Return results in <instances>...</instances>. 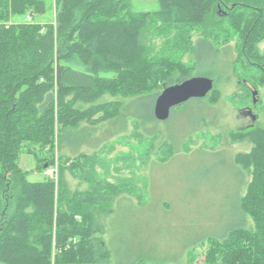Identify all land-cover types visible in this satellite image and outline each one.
I'll return each mask as SVG.
<instances>
[{
    "label": "trees",
    "instance_id": "1",
    "mask_svg": "<svg viewBox=\"0 0 264 264\" xmlns=\"http://www.w3.org/2000/svg\"><path fill=\"white\" fill-rule=\"evenodd\" d=\"M54 8V23L42 24L35 16L46 12L43 0H0V264L110 261L94 211L111 215L115 199L132 189L96 181V156L69 159L66 169L59 164L57 181L46 176L31 182L19 167L23 153L35 158L40 172L56 166L58 124L77 131L80 122L101 112L93 123L111 120L122 107L115 102L83 110L78 102H94L104 93L147 97L155 117L162 90L191 77L194 67L172 55L194 50L195 31L204 36L197 58L203 49L208 57L217 51L211 37L229 43L236 36V63L264 60L258 47L264 40V0H158L153 12L136 11L133 0H54ZM25 15L26 23L14 20ZM158 38L165 40L163 47L154 45ZM243 135L254 143L250 154L235 158L253 174L239 201L243 217L220 238L208 237L207 264H264V129ZM67 170L89 184L86 191L69 189Z\"/></svg>",
    "mask_w": 264,
    "mask_h": 264
},
{
    "label": "rangeland",
    "instance_id": "2",
    "mask_svg": "<svg viewBox=\"0 0 264 264\" xmlns=\"http://www.w3.org/2000/svg\"><path fill=\"white\" fill-rule=\"evenodd\" d=\"M43 1L46 12L35 16V21L52 23L56 16L54 0ZM133 1L136 11L158 10V0ZM14 20L26 23L28 17ZM191 38L194 50L172 57L194 67L192 78L213 81L214 88L205 98L175 107L167 120L160 121L153 117L151 98L104 93L94 102H78L77 108L87 110L119 102V115L93 123L103 115L101 112L90 122H80L78 128L88 125L90 133H72L59 124L56 127L59 170L67 168L63 166L69 159L96 156V181L132 189L115 199L111 215L94 211L96 224L103 227L99 236L110 252L106 264H207L208 237L220 238L243 217L239 201L246 195L253 174L238 166L235 158L254 149L251 138L243 134L264 129V60L260 65L244 59L236 63L241 57L236 36L229 43L211 37L217 51L208 57L209 51L203 49L197 58V42L204 36L195 31ZM153 41L157 48L165 43L159 38ZM258 47L264 56V40ZM103 76L114 79L113 74ZM57 92L55 85L56 114ZM214 95L218 99L215 104L211 100ZM249 110L256 115L255 120ZM165 158L168 161L164 163ZM65 175L71 191L87 190L88 183L68 170ZM40 177L29 179L41 181ZM244 224L246 221L240 225ZM247 224L253 227L250 217Z\"/></svg>",
    "mask_w": 264,
    "mask_h": 264
},
{
    "label": "water",
    "instance_id": "3",
    "mask_svg": "<svg viewBox=\"0 0 264 264\" xmlns=\"http://www.w3.org/2000/svg\"><path fill=\"white\" fill-rule=\"evenodd\" d=\"M214 88V83L211 79L206 77H195L184 81L181 84L170 86L166 88L161 95H159L155 104V117L157 120H167L172 110L175 107L181 106L191 99L205 98ZM253 120L256 119L250 110ZM48 166L46 165L45 168Z\"/></svg>",
    "mask_w": 264,
    "mask_h": 264
},
{
    "label": "crops",
    "instance_id": "4",
    "mask_svg": "<svg viewBox=\"0 0 264 264\" xmlns=\"http://www.w3.org/2000/svg\"><path fill=\"white\" fill-rule=\"evenodd\" d=\"M85 130H87L89 133L91 132L90 131V127L88 125L84 126V127H80L77 131L70 130V132H72V133H79V132L85 133V132H87ZM82 140H84V139H82ZM82 142H84V141H82ZM19 167L23 171H26V172L29 173V178H31L32 176H35V175L42 176V177H40L41 181H43L46 178L45 171H41L40 172V171L37 170V164H36L35 158L32 155H30V154L23 153L20 156ZM65 178H66V175H65ZM34 182H38V181H34Z\"/></svg>",
    "mask_w": 264,
    "mask_h": 264
},
{
    "label": "built area",
    "instance_id": "5",
    "mask_svg": "<svg viewBox=\"0 0 264 264\" xmlns=\"http://www.w3.org/2000/svg\"><path fill=\"white\" fill-rule=\"evenodd\" d=\"M46 176L50 177L51 179H54L57 181L58 178V165L49 167L45 170Z\"/></svg>",
    "mask_w": 264,
    "mask_h": 264
},
{
    "label": "flooded vegetation",
    "instance_id": "6",
    "mask_svg": "<svg viewBox=\"0 0 264 264\" xmlns=\"http://www.w3.org/2000/svg\"><path fill=\"white\" fill-rule=\"evenodd\" d=\"M246 113H247V111H246ZM249 115H251L250 113H248Z\"/></svg>",
    "mask_w": 264,
    "mask_h": 264
}]
</instances>
